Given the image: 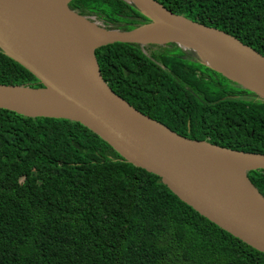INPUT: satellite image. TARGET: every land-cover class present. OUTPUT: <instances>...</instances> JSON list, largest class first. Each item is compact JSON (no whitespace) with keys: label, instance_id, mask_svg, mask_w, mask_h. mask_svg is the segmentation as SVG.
Wrapping results in <instances>:
<instances>
[{"label":"trees","instance_id":"obj_1","mask_svg":"<svg viewBox=\"0 0 264 264\" xmlns=\"http://www.w3.org/2000/svg\"><path fill=\"white\" fill-rule=\"evenodd\" d=\"M156 1L264 55V0ZM71 6L112 30L148 23L123 0ZM97 58L117 94L178 133L264 152V101L193 52L168 44L147 55L140 45L115 43ZM0 83L42 86L1 50ZM248 177L264 195V169ZM0 264H264V253L80 122L0 108Z\"/></svg>","mask_w":264,"mask_h":264},{"label":"water","instance_id":"obj_2","mask_svg":"<svg viewBox=\"0 0 264 264\" xmlns=\"http://www.w3.org/2000/svg\"><path fill=\"white\" fill-rule=\"evenodd\" d=\"M123 1L135 6L148 23L124 32L81 15L72 8L73 0H0V50L42 84L0 83V108L80 122L125 161L161 177L202 216L264 253V195L248 177L249 171L264 169V152L193 139L143 113L105 80L97 50L115 43L142 48L176 44L263 101L264 55L156 0ZM148 27L168 38L146 42L149 34L140 31ZM102 29L114 36L102 40ZM250 65L262 72V81L249 74Z\"/></svg>","mask_w":264,"mask_h":264},{"label":"bare ground","instance_id":"obj_3","mask_svg":"<svg viewBox=\"0 0 264 264\" xmlns=\"http://www.w3.org/2000/svg\"><path fill=\"white\" fill-rule=\"evenodd\" d=\"M104 30H99L98 35L99 37L101 36L102 40H108L110 38H112L114 36V34L108 33V32H103ZM148 33L149 35L146 36V42L152 41V42H158V41H163L165 39H167L168 37L161 32L160 30H158L155 27H148L145 28L143 30L140 31V34L144 36V34ZM158 43H162V42H158ZM184 48H188V46L186 45H181ZM249 65V64H247ZM248 72L251 76H254L255 78H257L258 80L262 81V72H260L257 67L250 65L248 68Z\"/></svg>","mask_w":264,"mask_h":264},{"label":"rangeland","instance_id":"obj_4","mask_svg":"<svg viewBox=\"0 0 264 264\" xmlns=\"http://www.w3.org/2000/svg\"><path fill=\"white\" fill-rule=\"evenodd\" d=\"M103 24V23H102ZM105 26V25H104ZM154 46H160V47H164L165 45H156V44H149L147 46L144 47V49H146V54L150 55L153 52H157L158 48L154 47ZM154 47V48H151Z\"/></svg>","mask_w":264,"mask_h":264},{"label":"flooded vegetation","instance_id":"obj_5","mask_svg":"<svg viewBox=\"0 0 264 264\" xmlns=\"http://www.w3.org/2000/svg\"><path fill=\"white\" fill-rule=\"evenodd\" d=\"M154 47H156V48H158V51H160V46H154ZM154 47H151V48H154ZM164 47H166V45L164 46ZM164 47H162V48H164ZM143 49V52L146 54V49H144V48H142ZM183 50V49H182ZM185 51V50H184ZM186 52H190V51H186ZM154 53V52H153ZM152 54V53H151ZM148 55V54H147ZM199 75H200V70H197V76L199 77ZM208 78H210V77H208ZM191 91H193L196 95H197V92L196 91H194L193 89H191ZM242 97H244V98H247V97H250V95H248V94H243L242 95Z\"/></svg>","mask_w":264,"mask_h":264}]
</instances>
